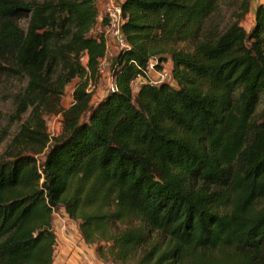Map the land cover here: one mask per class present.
Segmentation results:
<instances>
[{"label": "trees", "instance_id": "trees-1", "mask_svg": "<svg viewBox=\"0 0 264 264\" xmlns=\"http://www.w3.org/2000/svg\"><path fill=\"white\" fill-rule=\"evenodd\" d=\"M120 3L115 90L91 103L97 0H0V77H25L12 119L29 113L0 158V264H53L60 210L118 264H264V3L249 31L251 0Z\"/></svg>", "mask_w": 264, "mask_h": 264}, {"label": "rangeland", "instance_id": "rangeland-1", "mask_svg": "<svg viewBox=\"0 0 264 264\" xmlns=\"http://www.w3.org/2000/svg\"><path fill=\"white\" fill-rule=\"evenodd\" d=\"M42 1V0H40ZM260 2L264 3V0H251V8L241 25L246 31H249V29L253 25V11L257 4ZM98 7L100 8V5L97 0ZM228 11L225 7V5H222L221 8L217 11L216 14H214L211 18L212 24L217 26H223L227 21ZM99 22V21H98ZM99 24V23H98ZM110 51L109 53L115 54L116 51L113 49V46H109ZM85 60V59H84ZM83 60V61H84ZM109 57H107V62L109 63ZM109 69L108 66H102L100 67V79L98 83L92 87L90 90L91 94V103L97 102L99 99H101L104 94L108 91L112 84V79L109 75ZM163 72L165 74V81L171 82L170 79V62L166 61L161 65L160 71L150 70L148 71V79L151 82H155L158 79V73ZM77 80L72 81L64 90L63 97L61 99V106L64 109H67L70 107L73 103V90L75 87ZM143 82V79L138 78L133 82L132 88L134 89V93L139 86ZM26 86V79L24 76H18L15 78H7V77H0V158H2L7 149L8 145L13 138V136L18 132L21 124L25 123V121L28 119L29 113L23 115L20 120L12 119V116L14 115V111L16 108V105L20 101V98L22 97V94L24 92ZM45 125H46V132L47 134L53 138L60 134L61 132V115H47L44 117ZM37 160L41 161L43 159L41 156H36ZM56 213L59 215L57 217L53 216L52 218V231L56 237V240H59V234L65 232V229L68 231V234H70L69 237L74 239V246L78 249L77 251L80 252L81 262L84 264H89L91 260L96 264H107V263H114L118 264L116 261H114L108 254L106 253V244L101 245L100 254L96 253L97 245L86 243L81 239L77 238L78 235V222L75 220H72L67 217V215L62 211H56ZM56 250V247H55ZM68 263V261H67ZM77 263H79V260H77ZM66 264V263H65ZM80 264V263H79ZM125 264H131L130 262H127Z\"/></svg>", "mask_w": 264, "mask_h": 264}, {"label": "built area", "instance_id": "built-area-1", "mask_svg": "<svg viewBox=\"0 0 264 264\" xmlns=\"http://www.w3.org/2000/svg\"><path fill=\"white\" fill-rule=\"evenodd\" d=\"M98 3L100 5L98 32L102 34L105 42V55L100 60V66H99L100 69L101 62L103 67L108 66L109 68L111 64V60L115 55L109 53L110 51L109 46L110 45L113 46V49L115 51H118L119 49L125 46V40L121 31V25L123 23V19H122V9H121L120 0H98ZM107 57H109L110 60L109 63L107 62ZM155 63L156 60H151L149 62L148 71L149 69L154 70L153 67ZM158 76H159L158 77L159 80L153 82L154 84L165 81V74L163 72L158 73ZM92 87L94 86L91 84L88 85L87 88L88 93H90L89 89H91ZM113 90H115V85L112 80V84L108 89V91H113ZM53 216L57 217L59 215L56 212H54ZM107 264H114V263H107Z\"/></svg>", "mask_w": 264, "mask_h": 264}, {"label": "crops", "instance_id": "crops-1", "mask_svg": "<svg viewBox=\"0 0 264 264\" xmlns=\"http://www.w3.org/2000/svg\"><path fill=\"white\" fill-rule=\"evenodd\" d=\"M262 3V2H260ZM97 8L98 10H100V8L98 7L97 4ZM78 231V230H77ZM70 234H68V231L65 229V232L63 231V233L59 234V240H56V250L54 252V261L53 264H84L81 262V256H80V252H78L77 248L74 246L75 244L74 239L69 237ZM78 239L80 238L79 232L77 235ZM77 260H79V263H77ZM68 261V263H67ZM92 263H95V261L93 262V260H91ZM89 264H92L90 261ZM96 264H98L96 262Z\"/></svg>", "mask_w": 264, "mask_h": 264}]
</instances>
